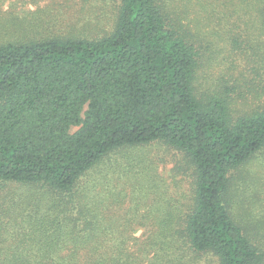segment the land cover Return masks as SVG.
Instances as JSON below:
<instances>
[{
    "label": "trees",
    "instance_id": "16d2710c",
    "mask_svg": "<svg viewBox=\"0 0 264 264\" xmlns=\"http://www.w3.org/2000/svg\"><path fill=\"white\" fill-rule=\"evenodd\" d=\"M116 1L99 37L0 35V183L22 189L0 200V264H134L121 231L100 234L96 181L79 182L109 153L153 142L194 170L192 205L163 221L177 254L186 246L215 264H264V216L231 182L264 148V107L235 116L228 86L197 92L200 50L166 0ZM255 1L264 21V0ZM8 20L0 33L10 37L34 27L11 11ZM102 235L112 254L90 258Z\"/></svg>",
    "mask_w": 264,
    "mask_h": 264
},
{
    "label": "rangeland",
    "instance_id": "374dc122",
    "mask_svg": "<svg viewBox=\"0 0 264 264\" xmlns=\"http://www.w3.org/2000/svg\"><path fill=\"white\" fill-rule=\"evenodd\" d=\"M116 0H0V21L12 12L23 25L12 37L30 39L47 33L94 38L113 27ZM227 1V2H224ZM173 20L192 33L200 50L196 89L214 94L228 86L230 106L237 116L264 107V21L253 6L255 0H166ZM1 39V40H3ZM76 127L72 128L75 130ZM194 170L184 154L163 142L124 147L109 153L90 177L93 206L105 214V229L122 232L124 251L134 264H215L211 254L190 253L180 257L177 237L167 234L166 217L183 215L193 202ZM232 191L254 199L252 214L264 216V148L233 171ZM21 186L0 183L2 195L18 193ZM27 192L28 188H24ZM176 217V218H177ZM109 227H111L109 229ZM117 231V232H116ZM99 234V236H100ZM103 235L92 244L94 255L109 258V241ZM170 243L165 256L161 247ZM165 250V248H164ZM124 258V256H122Z\"/></svg>",
    "mask_w": 264,
    "mask_h": 264
}]
</instances>
